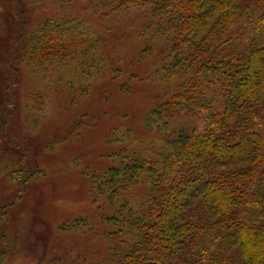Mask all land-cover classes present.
Wrapping results in <instances>:
<instances>
[{"label": "trees", "instance_id": "obj_1", "mask_svg": "<svg viewBox=\"0 0 264 264\" xmlns=\"http://www.w3.org/2000/svg\"><path fill=\"white\" fill-rule=\"evenodd\" d=\"M94 1L116 17L141 10L137 34L149 39L136 61L155 60L150 77L165 92L143 120L142 146L91 173L98 221L60 227L94 231L107 254L46 264H264V0ZM41 27L26 38V61L84 41L77 29Z\"/></svg>", "mask_w": 264, "mask_h": 264}, {"label": "rangeland", "instance_id": "obj_2", "mask_svg": "<svg viewBox=\"0 0 264 264\" xmlns=\"http://www.w3.org/2000/svg\"><path fill=\"white\" fill-rule=\"evenodd\" d=\"M95 7L94 0H0L3 264L107 254L94 231L60 227L80 217L98 221L102 200L91 193V173L107 168L113 152L142 146L143 120L165 92L150 77L155 60L136 61L149 39L137 34L146 22L141 10L116 17ZM53 22L84 41L45 63L26 61V38Z\"/></svg>", "mask_w": 264, "mask_h": 264}]
</instances>
